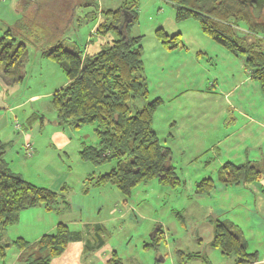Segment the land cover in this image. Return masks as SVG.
Returning <instances> with one entry per match:
<instances>
[{
	"label": "rangeland",
	"instance_id": "374dc122",
	"mask_svg": "<svg viewBox=\"0 0 264 264\" xmlns=\"http://www.w3.org/2000/svg\"><path fill=\"white\" fill-rule=\"evenodd\" d=\"M133 4L134 0H0V38L10 29L28 52L21 81L7 84L0 67L3 158L9 170L37 186L59 191L66 184L68 204L60 202L59 214L43 205L22 209L17 222L6 229L10 240L5 235L4 241L12 244L23 237L34 242L58 220L75 231L82 220L103 223L113 249L127 264L133 257L144 264H234V255L210 244L215 219L227 218L241 227L249 251L263 258L264 215L255 208L251 190L258 181L226 185L219 177L227 161L249 159L264 171V90L259 80L252 77L245 57L206 34L198 19L177 20L171 0ZM131 8L137 17L125 31H97L100 23L113 21L108 10L121 9L129 20ZM159 28L170 37L177 34L178 45L164 44ZM123 33L141 37L148 90L147 98L137 96L129 102L131 111L160 98L152 125L160 142L170 147V163L180 178L175 186L158 178L139 182L131 196L110 183L88 187L90 174L107 172L116 162L95 165L80 158L83 145L98 141L95 125H59L52 94L68 83V77L58 62L43 54L63 41L67 48L79 49L82 57L91 55ZM205 178H212L214 186L197 193ZM144 243L152 245L145 250ZM14 248L6 250L0 264L14 261ZM192 252L201 257L188 256ZM57 257L50 264H103L99 254L84 252L76 244Z\"/></svg>",
	"mask_w": 264,
	"mask_h": 264
},
{
	"label": "trees",
	"instance_id": "16d2710c",
	"mask_svg": "<svg viewBox=\"0 0 264 264\" xmlns=\"http://www.w3.org/2000/svg\"><path fill=\"white\" fill-rule=\"evenodd\" d=\"M171 1L177 20L195 17L206 34L232 53L245 57L252 77L259 80L264 90V2L260 15L256 16L253 5L244 0ZM129 12L131 19L128 20L123 10H108L113 21L100 23L97 31L107 33L120 28L125 31L137 17L136 9L131 8ZM157 35L169 47L179 43L177 34L170 37L162 28L157 30ZM140 39V36L130 37L123 33L99 51L83 57L79 49H69L63 41L43 51L62 66L68 77V83L52 94L51 102L59 125L73 128L95 125L98 141L83 145L80 158L95 165L116 162L107 172L90 174L86 178L88 187L110 183L126 196L132 195L139 182L152 178H158L165 185L180 184L175 167L170 163L171 149L160 142L152 125L160 98L149 101L134 113L129 104L137 96H148ZM27 53L26 43L17 41L7 29L0 38V67L7 84L24 78ZM3 146L0 142V258H5L6 250L14 245L19 251V262L50 264L54 257L64 253L70 242L83 239L81 231H74L67 223L59 221L55 232L44 234L34 242L19 237L11 244L4 241V236L8 226L17 222L22 209L43 205L59 213L60 202L68 207L64 192L67 185L55 191L25 180L8 169ZM263 175L264 171L249 159L241 163L227 161L219 170V177L226 185H247L260 181ZM213 186V179L205 178L199 182L197 193L210 192ZM96 242L98 247L104 244V239ZM210 244L225 255H234L235 264H253L259 260L257 251H249L241 227L227 218L215 219ZM151 245L148 243L146 247ZM86 249L91 248L86 245ZM188 256L201 257V254L192 252ZM123 260L118 251L113 250L106 264H126Z\"/></svg>",
	"mask_w": 264,
	"mask_h": 264
},
{
	"label": "crops",
	"instance_id": "0c3cea01",
	"mask_svg": "<svg viewBox=\"0 0 264 264\" xmlns=\"http://www.w3.org/2000/svg\"><path fill=\"white\" fill-rule=\"evenodd\" d=\"M56 132H57L58 136H60L62 134V133H60V131H56ZM263 181L264 180L262 178L260 181H258V187L254 186V188H251V190L255 194V200L253 199V203H254L255 208L258 211H260L261 213H263V215H264V194L262 193V191L264 192V182ZM250 184L248 183L247 185H250ZM249 187H251V186H249ZM46 211H47V209H46ZM80 211H82V210L80 209ZM48 212L50 213L51 211H48ZM53 212L58 213L56 211H53ZM80 217H81V214H80ZM54 221H55V219H54ZM58 222H59V220H58ZM58 222L55 221V223L52 225V227H50L46 231H44L43 235L46 233H49V232H51V233L55 232ZM55 224H56V226H55ZM96 224H99V225H96ZM80 226H81V228L76 229L75 231H81L82 235H83V239L70 242L68 244L67 248L71 244H76L79 249H81L82 251L85 252L88 249V248L86 249V245H88L89 248H91L89 251H93V252L99 254L100 262L102 261L103 264H106L107 261L111 258L113 250H116V249H113L115 245L110 243V241L108 239L109 235H108L107 227L103 223H95V222L82 221V220H80ZM102 232L104 234H102ZM6 239L10 240V237L8 235H6ZM97 239L98 240L104 239V244H100L98 247H96V244H97L96 240ZM146 245H147L146 243H144V245H143L144 246L143 249H145V250L147 249ZM65 252H66V250L64 251V253ZM13 254L16 255L15 256L16 260L14 258V261H12L11 264H18L17 258L19 255V251L16 248H14ZM62 255L58 256L57 258L61 257ZM234 261H235V259H234ZM125 263H126V261H125ZM132 264H144V263L141 260L133 257ZM253 264H264V257L263 258L259 257V260Z\"/></svg>",
	"mask_w": 264,
	"mask_h": 264
},
{
	"label": "water",
	"instance_id": "95a60500",
	"mask_svg": "<svg viewBox=\"0 0 264 264\" xmlns=\"http://www.w3.org/2000/svg\"><path fill=\"white\" fill-rule=\"evenodd\" d=\"M244 1H247L253 5V11L256 14V16L260 15V11L262 9V2H264V0H244Z\"/></svg>",
	"mask_w": 264,
	"mask_h": 264
},
{
	"label": "built area",
	"instance_id": "2783aa9c",
	"mask_svg": "<svg viewBox=\"0 0 264 264\" xmlns=\"http://www.w3.org/2000/svg\"><path fill=\"white\" fill-rule=\"evenodd\" d=\"M31 147V144L30 143H27L26 144V149H29Z\"/></svg>",
	"mask_w": 264,
	"mask_h": 264
}]
</instances>
